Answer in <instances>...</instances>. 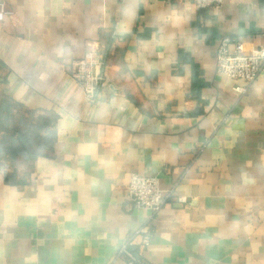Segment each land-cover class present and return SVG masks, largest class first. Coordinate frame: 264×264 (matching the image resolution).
Returning a JSON list of instances; mask_svg holds the SVG:
<instances>
[{
	"label": "crops",
	"instance_id": "obj_1",
	"mask_svg": "<svg viewBox=\"0 0 264 264\" xmlns=\"http://www.w3.org/2000/svg\"><path fill=\"white\" fill-rule=\"evenodd\" d=\"M0 2L14 12L0 22V121L8 119L0 125V264H126L116 258L134 234L120 237L124 218L141 213L123 188L90 190V178H102L103 169L95 171L97 163L79 155L82 145L101 138L98 155L104 145L119 146L137 161L134 173L158 176L162 188L174 186L187 197L139 222L153 229L146 261L264 264V80L236 93L227 80L209 76L200 59L203 48L234 29L235 38L264 44V0H223L204 9L190 0ZM121 23L130 34L112 37ZM67 37L108 40L104 72L109 102L115 96L117 105L103 124L89 120L81 106L80 123L94 135L68 126L61 139L55 96L74 81L66 68L47 82L40 77L52 70L42 57ZM188 40L202 45L194 44L185 59L180 45ZM126 53L139 60L132 71L144 74L142 81L113 78L115 68L128 69ZM153 64L155 75L147 72ZM168 72L171 90L164 91L159 77ZM120 97L127 101L122 109ZM222 98L224 108L217 107ZM10 136L28 152L10 157L3 147ZM21 160L24 173L15 170Z\"/></svg>",
	"mask_w": 264,
	"mask_h": 264
},
{
	"label": "clouds",
	"instance_id": "obj_2",
	"mask_svg": "<svg viewBox=\"0 0 264 264\" xmlns=\"http://www.w3.org/2000/svg\"><path fill=\"white\" fill-rule=\"evenodd\" d=\"M242 4H251L253 0H240ZM189 8L192 5H188ZM251 11H256L252 9ZM115 34L118 36H124L130 34V29L125 27L121 23L116 29ZM239 36V30L233 31L223 35L222 39L217 42L213 48H203L200 59L202 63L207 64V71L209 76H218L221 80H227L232 84L233 91L236 93L241 92L240 85L243 84V78L245 72L255 74L260 73V79L264 80V64L257 62V57H264V51H257L253 43L248 39L239 37L233 39V37ZM116 43H120L119 39H116ZM108 40L101 42L99 37H95L89 40L87 43H82L80 40L67 37L54 41L50 47V56L42 57L51 66V71L48 73H41V79L45 82L53 79L56 75H63L65 68H74L73 57L79 52L81 55L84 51L87 52L86 61L91 66H95V76H89L87 82L83 84H77L72 81H66L68 87L63 93L57 92L55 99L57 101L54 112L58 114L60 122L61 139H63L64 129L71 126L74 131L89 132L94 135V129L92 127L85 128L81 125L78 118L80 107L83 106L85 114L89 120H95L97 123H107L110 118V107L117 105V98L110 96V89L107 84L102 83L103 77L100 76V63L102 59L103 48L107 47ZM202 45V41L188 40L186 45H180L185 47V59H189L188 53L193 46ZM217 53L216 58H213V53ZM159 59H163V53H155ZM126 59L129 61V67L124 70L122 67H117L112 72L113 78L119 76L121 79L131 81L135 77L136 82H140L144 79V74H138V72L132 71L136 69L139 60L133 53H126ZM140 59H144L140 57ZM59 61V63H57ZM147 64V61L145 60ZM157 70L156 65H149L147 72L155 75ZM243 70V71H241ZM107 74V73H106ZM172 79L170 72L160 75L159 83L163 85L161 90L170 91L171 85L167 84V81ZM120 107L123 108V104L127 101L120 97ZM71 103V107L69 104ZM191 107V106H190ZM217 107L224 108V100L217 104ZM102 138L96 139L91 143L82 145L79 149L80 157H90L93 162L97 163L95 171L103 169V177L93 176L90 178L89 189H95L102 187L105 194L116 192L118 189L123 188L125 192V199L132 201L133 196L137 198V210L141 213L139 217L127 216L125 217V227L120 232V237L123 239L127 233L135 232L139 227V222L147 217L148 212L153 206H159L165 202L169 197L166 195L159 185V182L155 184L153 181L137 178L135 173L131 170L132 165L137 161L131 154L124 155L121 147H110L104 145L106 151L104 155H98V144H102ZM114 157L116 159H114ZM71 158V157H70ZM141 172L144 171L143 165L140 166ZM78 176H83V173L78 171ZM170 195V194H169ZM99 199V197H95ZM184 197H181L183 200ZM184 211L179 213V216H184ZM146 232L147 229L145 228ZM167 238V237H165Z\"/></svg>",
	"mask_w": 264,
	"mask_h": 264
},
{
	"label": "built area",
	"instance_id": "obj_3",
	"mask_svg": "<svg viewBox=\"0 0 264 264\" xmlns=\"http://www.w3.org/2000/svg\"><path fill=\"white\" fill-rule=\"evenodd\" d=\"M174 1V0H170ZM177 1V0H176ZM193 2L194 6L197 9H204L207 7H220L223 0H190ZM13 10L10 8H7L3 2H0V22L5 18V17H11L13 15ZM116 34L115 32H112V37H115ZM223 35L219 37L220 41L222 39ZM233 39H237L233 37ZM256 50L257 51H264V44L256 45ZM217 56V53H215V58ZM87 57V52L85 51L84 54L81 57L74 58L73 59V65L74 68H66V71L69 75V77L77 84H83L88 81L89 76H95L96 74V69L95 66H91L89 63L86 61ZM257 62L264 64V57H257ZM100 63V76L103 77L102 83L107 84L108 79L106 76V73L104 72V54L102 53V59L99 61ZM243 71V70H241ZM260 76V73L257 72L254 75L248 72H245L244 78H243V84L240 85L241 87V92L243 93L246 91L248 85L252 83L254 80H256ZM234 87V86H233ZM232 87V90H233ZM137 178H144L150 181H153L155 184L156 182H159L160 185V180L158 176H147L144 174H138L135 173ZM161 187V185H160ZM161 190L168 195V199L163 202L159 206H153L152 209L149 210V216H153L155 214H158V212L161 211V209L167 205L170 201H175L178 204H185L187 202V197L179 193L177 189L172 186L171 188L164 189L161 187ZM170 194V195H169ZM184 197L183 200H181V197ZM132 206L136 207L137 204V198L133 196L132 201H130ZM152 219H150L151 222ZM151 224L147 225H142L139 227L134 234L129 236L126 240L122 242V244L119 246L116 258L124 260L126 264H153L145 260L143 251L145 248L150 244L152 235H153V229ZM147 229L145 232L144 229Z\"/></svg>",
	"mask_w": 264,
	"mask_h": 264
},
{
	"label": "trees",
	"instance_id": "obj_4",
	"mask_svg": "<svg viewBox=\"0 0 264 264\" xmlns=\"http://www.w3.org/2000/svg\"><path fill=\"white\" fill-rule=\"evenodd\" d=\"M7 120H8L7 118H6V120H3V123H1V121H0V125L1 124H7ZM7 140H10L12 142V136H10V138H8ZM7 140H5V142ZM5 148H8L7 151H6V153L10 157H13V156H15L18 153L24 154V153H27L28 152L27 144H25V143L17 144V145H13L11 147H5Z\"/></svg>",
	"mask_w": 264,
	"mask_h": 264
},
{
	"label": "rangeland",
	"instance_id": "obj_5",
	"mask_svg": "<svg viewBox=\"0 0 264 264\" xmlns=\"http://www.w3.org/2000/svg\"><path fill=\"white\" fill-rule=\"evenodd\" d=\"M6 119V118H5ZM4 147H11L13 146V143L10 140H7L4 144ZM22 162L18 161V163L20 164V166H18L15 170H18V173H24L27 170V166L23 165L24 160H21Z\"/></svg>",
	"mask_w": 264,
	"mask_h": 264
}]
</instances>
